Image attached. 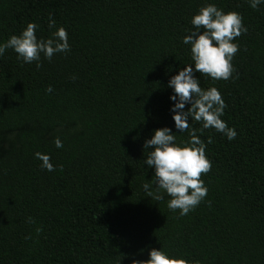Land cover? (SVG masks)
<instances>
[{
    "label": "trees",
    "instance_id": "obj_1",
    "mask_svg": "<svg viewBox=\"0 0 264 264\" xmlns=\"http://www.w3.org/2000/svg\"><path fill=\"white\" fill-rule=\"evenodd\" d=\"M205 3L238 12L247 28L234 40L232 77L194 73L202 89L219 90L221 119L237 136L197 132L211 161L200 177L208 192L179 216L167 195L156 201L143 190L153 170L142 145L162 127L177 143L188 139L174 128L167 81L191 63L181 38ZM49 16L66 29L68 53L41 56L39 68L11 49L0 56V264H131L152 248L188 264H264V5L0 0V42L28 22L48 38ZM36 152L56 170L42 169Z\"/></svg>",
    "mask_w": 264,
    "mask_h": 264
},
{
    "label": "clouds",
    "instance_id": "obj_2",
    "mask_svg": "<svg viewBox=\"0 0 264 264\" xmlns=\"http://www.w3.org/2000/svg\"><path fill=\"white\" fill-rule=\"evenodd\" d=\"M246 2L253 10L264 5V0ZM190 24L192 28L186 29L187 34L182 36L181 42L189 46L191 63L183 64L184 67L167 81V86L172 90L169 100L173 103L169 111L174 128L179 134L187 131L188 139L177 143V135L168 127H162L153 130L151 138L145 139L142 145L147 151L144 165L153 170L151 181L142 184L143 190L156 201L167 195V208L173 212L179 210V216H186L193 211L208 192L200 177L210 171L211 161L205 155L206 143L197 132L202 135L204 130L211 128L228 141L237 136L236 130L221 119L227 105L219 90L215 87L202 89L194 73L214 81L232 77V59L238 51L234 40L247 31L238 12H224L214 3H205L200 7L191 16ZM38 28L35 22H28L19 35H11L6 41L0 42V56L11 49L19 62H36L39 68L41 56L51 60L58 53L66 54L70 51L66 29L57 27L51 16L48 28L54 31H51L48 38H38ZM45 91L51 92V85ZM185 105H188L187 109ZM191 121L199 123L200 128L190 127ZM211 142V138H208L207 143ZM53 143L57 149L63 147L59 137L54 138ZM34 157L41 162L42 169L49 172L56 170L48 154L36 152ZM26 221L34 223L31 217H27ZM35 231L39 233L40 229L36 228ZM147 256L146 260L133 259L131 264H188L185 259L171 256L161 248L149 249ZM193 264H199V261Z\"/></svg>",
    "mask_w": 264,
    "mask_h": 264
}]
</instances>
